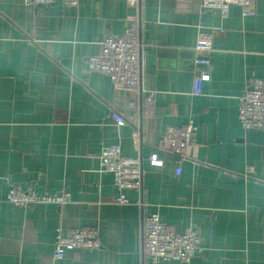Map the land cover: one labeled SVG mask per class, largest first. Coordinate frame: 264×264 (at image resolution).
<instances>
[{
  "label": "crops",
  "instance_id": "0c3cea01",
  "mask_svg": "<svg viewBox=\"0 0 264 264\" xmlns=\"http://www.w3.org/2000/svg\"><path fill=\"white\" fill-rule=\"evenodd\" d=\"M243 11L231 6L223 19L200 11V0H0V264H151L140 228L152 213L177 233L194 227L201 239L188 262L157 264H264V131L244 130L238 119L248 83L264 82V0ZM132 22L143 47L139 95L88 68L105 36L123 35ZM202 37L212 40L211 76L196 96ZM148 92L152 115L140 116ZM189 120L193 146L176 176L162 138ZM110 145L142 161V208L136 192L119 191L101 171L98 155ZM151 154L163 164L149 165ZM12 186L71 201L12 207ZM120 194L129 204L115 202ZM81 228L98 230L100 248L54 260L56 233Z\"/></svg>",
  "mask_w": 264,
  "mask_h": 264
},
{
  "label": "built area",
  "instance_id": "2783aa9c",
  "mask_svg": "<svg viewBox=\"0 0 264 264\" xmlns=\"http://www.w3.org/2000/svg\"><path fill=\"white\" fill-rule=\"evenodd\" d=\"M128 5L135 6L137 0H127ZM29 5H48L60 2L64 6L78 7L80 0H26ZM254 0H200V11L216 12L221 18H226L231 6L244 9L245 17L250 15V8ZM194 80L192 95L202 94V85L210 81V56L213 52L212 40L199 38L195 45ZM143 47L139 40L136 25L131 23L123 35H107L99 43V52L88 59L90 71L104 74L116 87L130 93L140 94V78ZM153 92H148L144 103L139 109V115L149 117L152 115ZM238 119L244 130L264 131V82L253 79L245 89L238 101ZM110 117L114 124L122 126L125 118L115 110ZM135 127L134 139L138 137ZM196 127L189 120L181 127H168L163 135L164 150L173 156L174 173L180 174L182 163L187 160L188 152L193 146ZM101 171L112 175L114 185L119 191H134L138 194L137 205L143 207L142 200V161L137 158L124 157L118 145L103 148L99 155ZM151 166H161L163 163L156 154H151L146 159ZM71 201V195H39L33 188L27 186H12L7 192L6 202L12 207H30L37 204L62 205ZM121 205L129 204L124 194L115 198ZM140 239L144 259L151 264L165 261L188 262L201 250V239L194 227H186L177 233L169 229L160 219L159 215L152 213L142 217ZM100 248L99 233L95 228H81L69 237H63L59 232L53 240L54 260L62 259L65 251L69 250H96Z\"/></svg>",
  "mask_w": 264,
  "mask_h": 264
}]
</instances>
